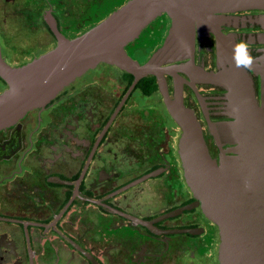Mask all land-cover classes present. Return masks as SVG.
Returning a JSON list of instances; mask_svg holds the SVG:
<instances>
[{
    "label": "flooded vegetation",
    "instance_id": "flooded-vegetation-1",
    "mask_svg": "<svg viewBox=\"0 0 264 264\" xmlns=\"http://www.w3.org/2000/svg\"><path fill=\"white\" fill-rule=\"evenodd\" d=\"M59 1L46 0L40 13L53 40L51 48L56 39L43 19L47 10L67 37ZM0 2V13L6 14V3L13 0ZM262 13H230L220 27L234 40L247 41L259 65H264V29L254 20ZM170 26L171 19L159 15L126 52L146 62ZM134 42L138 46L131 48ZM194 44V64L216 71L214 34L195 30ZM0 51L9 65L20 66L7 61L1 41ZM46 51H35L27 62ZM188 61L163 66L177 69ZM247 72L262 105L261 77L252 69ZM177 74L184 79L183 103L193 110L208 151L218 161L220 149L208 132L207 118L230 120L224 114L226 92L196 81L201 106L188 75L180 70ZM163 77L173 98L174 78L169 73ZM133 79L99 63L49 103L0 130V264H220L218 226L199 205L169 215L196 201L178 156L180 129L164 104L156 76L142 77L125 96ZM221 138L226 151L232 144L223 133Z\"/></svg>",
    "mask_w": 264,
    "mask_h": 264
},
{
    "label": "water",
    "instance_id": "water-1",
    "mask_svg": "<svg viewBox=\"0 0 264 264\" xmlns=\"http://www.w3.org/2000/svg\"><path fill=\"white\" fill-rule=\"evenodd\" d=\"M260 10L254 21L264 29V0H127L95 25L73 37L57 28L50 11L43 19L56 39L53 48L20 66L9 65L1 56L0 78L6 88L0 92V130L20 120L28 111L43 107L74 79L99 63L133 75L125 96L146 75H155L164 104L180 129L178 156L183 177L195 202L176 209L199 205L202 213L219 229L220 264H264V102L258 104L246 69L232 61L235 41L220 31L230 13ZM165 13L171 26L163 44L139 63L125 50L156 17ZM195 30L211 32L216 38V71L194 64ZM189 59L185 66L163 64ZM253 58L251 68L264 85V65ZM203 106L196 81L218 85L225 90L226 122H211L207 129L220 149L219 159L211 157L201 125L182 97L184 79ZM174 78L173 98L168 95L163 75ZM232 146L222 148L221 134ZM221 138V139H220Z\"/></svg>",
    "mask_w": 264,
    "mask_h": 264
},
{
    "label": "rangeland",
    "instance_id": "rangeland-1",
    "mask_svg": "<svg viewBox=\"0 0 264 264\" xmlns=\"http://www.w3.org/2000/svg\"><path fill=\"white\" fill-rule=\"evenodd\" d=\"M126 1L60 0L58 13L64 24V34L72 38L81 34ZM45 2L46 0H13L6 3V14L0 13V41L5 47L9 63L23 65L35 56V51L43 52L51 48L53 40L40 19ZM130 46L134 48L138 43L134 42ZM138 51L134 55L140 54ZM4 88L0 81V92Z\"/></svg>",
    "mask_w": 264,
    "mask_h": 264
},
{
    "label": "clouds",
    "instance_id": "clouds-1",
    "mask_svg": "<svg viewBox=\"0 0 264 264\" xmlns=\"http://www.w3.org/2000/svg\"><path fill=\"white\" fill-rule=\"evenodd\" d=\"M232 61L237 67L250 69L253 57L250 53L247 41L243 39L235 40L231 50Z\"/></svg>",
    "mask_w": 264,
    "mask_h": 264
},
{
    "label": "trees",
    "instance_id": "trees-1",
    "mask_svg": "<svg viewBox=\"0 0 264 264\" xmlns=\"http://www.w3.org/2000/svg\"><path fill=\"white\" fill-rule=\"evenodd\" d=\"M138 86V85H137Z\"/></svg>",
    "mask_w": 264,
    "mask_h": 264
}]
</instances>
